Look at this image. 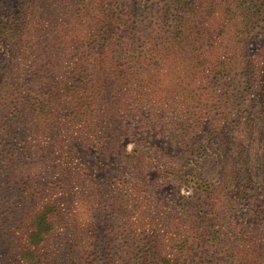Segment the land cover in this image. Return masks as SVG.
Listing matches in <instances>:
<instances>
[{
	"label": "rangeland",
	"instance_id": "374dc122",
	"mask_svg": "<svg viewBox=\"0 0 264 264\" xmlns=\"http://www.w3.org/2000/svg\"><path fill=\"white\" fill-rule=\"evenodd\" d=\"M170 2L0 0L18 27L0 34V264H264L239 251L264 241L251 208L264 211V191L243 186L264 162V0H190L194 32L166 56L151 48ZM105 5L120 20L102 56L116 74L93 53ZM46 211L30 261L21 251ZM232 234L245 244L224 256Z\"/></svg>",
	"mask_w": 264,
	"mask_h": 264
},
{
	"label": "trees",
	"instance_id": "16d2710c",
	"mask_svg": "<svg viewBox=\"0 0 264 264\" xmlns=\"http://www.w3.org/2000/svg\"><path fill=\"white\" fill-rule=\"evenodd\" d=\"M209 3V1H207ZM192 5V2L190 0H171L170 4L168 3L165 8V20H163V25L166 26L164 35L160 36L159 38L161 39V43H156L153 45L151 49H155L157 51L163 49L168 52L165 53L166 56H169V52L172 50L181 48L185 45L187 41L190 39V34L194 32V26L191 25V21L189 18L186 16V14L191 13L192 11L186 12L184 9L186 6ZM209 7L216 6L213 2H210ZM30 7H35L34 5H28ZM255 5L250 7H254ZM228 10L234 11V7L228 6ZM251 9V8H249ZM185 10V11H183ZM260 10V9H259ZM255 13H257V8H254L253 10ZM100 18H99V23L97 24L94 32L95 35L97 36L98 42L96 43L95 41V46H97V51L93 52L96 55L100 54L98 63L104 66V58L102 56H105L106 50L113 47L115 45V41L112 39L113 36L109 35L108 30L109 26H119L120 25V20L115 17V12L113 9V5H105L100 8ZM10 20H4V18L0 17V34L2 35H7L8 39H13L16 37L18 30V27L14 24L15 20L10 24ZM12 26L14 28H12ZM165 33H167L165 35ZM193 43H195L194 40H192ZM117 43V42H116ZM80 60L77 63L78 68H84L86 67V64L88 60L83 59L84 57L79 56ZM144 60H142L143 62ZM156 63V62H155ZM117 64H113V66L110 67H105V70L108 71V73H114L116 74L115 68L117 67ZM86 68L84 69V71ZM106 72V71H105ZM75 80L79 81V83L83 84L85 86L86 84V78L87 75L84 72H81L79 74L74 75ZM84 86L81 88L83 89ZM78 84L76 85H69L66 87V92L68 94H78ZM72 96V95H71ZM76 99L71 101V108L72 110L70 111L69 115H71L72 120H79L80 116L84 114L83 106L82 103H84L81 100V97H79V102H78V95L75 97ZM76 101V103L74 102ZM46 106V104H45ZM41 107V105L39 106ZM40 112L42 113V116H46V119H49L51 116V112L47 110L44 111V108L39 109ZM195 151H192V149H187L185 152L186 157H191ZM194 160V159H193ZM170 175L175 176L176 174L171 172ZM244 182V188L246 191L248 189H253L256 186H262V191H264V184L261 182L256 181L257 178L255 177H261L264 179V162L261 164H258L255 161H251L250 166L245 169V174L243 176ZM249 199V198H246ZM251 208L252 210L254 209L253 213L257 212H262L264 214V211L261 208V205H255L253 202L251 203ZM52 212V207L50 206V213ZM52 228V222L50 221V217L48 212H41L35 215L34 220H33V227L31 231L28 233L27 239H26V244L25 248L21 251V255L25 257L26 259H29L30 261L37 257V253L35 251V246H37L40 241L43 240L45 237V234L50 231ZM240 235V234H239ZM201 236V233L196 235V239H199ZM243 238V235L241 236H236V234H232L228 238V242L225 243L226 248H223L224 246L221 247L220 252L224 253V256H233L236 257L235 251L239 246H237V241H240ZM240 244H245L240 241ZM239 249V248H238ZM253 250L247 249L246 247L240 248L239 251L243 252V255L247 256L250 253H253L251 255H256L259 259L264 261V241H258L252 246ZM150 262V261H149ZM152 264H158L157 260H153Z\"/></svg>",
	"mask_w": 264,
	"mask_h": 264
}]
</instances>
